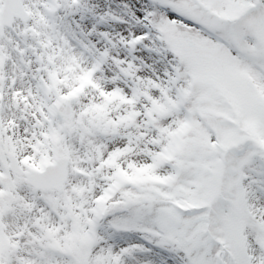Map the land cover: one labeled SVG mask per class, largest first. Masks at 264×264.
Segmentation results:
<instances>
[{"label": "snow or ice", "instance_id": "1", "mask_svg": "<svg viewBox=\"0 0 264 264\" xmlns=\"http://www.w3.org/2000/svg\"><path fill=\"white\" fill-rule=\"evenodd\" d=\"M0 264H264V0H0Z\"/></svg>", "mask_w": 264, "mask_h": 264}]
</instances>
